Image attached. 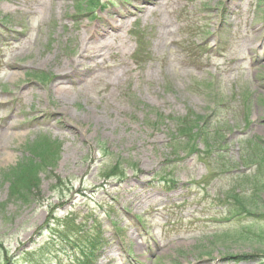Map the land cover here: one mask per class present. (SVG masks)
<instances>
[{"label": "rangeland", "instance_id": "374dc122", "mask_svg": "<svg viewBox=\"0 0 264 264\" xmlns=\"http://www.w3.org/2000/svg\"><path fill=\"white\" fill-rule=\"evenodd\" d=\"M148 1L0 0V264H264L263 7Z\"/></svg>", "mask_w": 264, "mask_h": 264}, {"label": "bare ground", "instance_id": "6f19581e", "mask_svg": "<svg viewBox=\"0 0 264 264\" xmlns=\"http://www.w3.org/2000/svg\"><path fill=\"white\" fill-rule=\"evenodd\" d=\"M143 1L149 2L148 0H143ZM140 9H143V8L141 7ZM130 15H133L132 11H119L116 16L109 17L106 20L102 21V23L89 28L88 32L86 31L88 33L89 41H96L95 37H100V36H104V37L106 36V39H108V38L118 39L119 36L116 35V33L119 32V30L121 31V24H118L119 21L117 18H119V19L120 18H126V17H129ZM89 46H90V44L86 42V48H85L83 54H84V57L86 58V60H90L94 64L93 66L89 65L86 67V71L91 73V72L95 71L97 68H99V65L97 63V59L100 57V53H101L102 49L104 47H106V45H104L102 47L101 46L89 47ZM105 68L108 69V67H105ZM13 76H15V75L11 74L10 77H13ZM62 79H64V78H62Z\"/></svg>", "mask_w": 264, "mask_h": 264}, {"label": "trees", "instance_id": "16d2710c", "mask_svg": "<svg viewBox=\"0 0 264 264\" xmlns=\"http://www.w3.org/2000/svg\"><path fill=\"white\" fill-rule=\"evenodd\" d=\"M15 180L16 182L13 181V184H11L10 197H19L21 199H25V197H28V195H30V192L33 191V188H30L29 184L27 183L28 179L26 180L25 178L18 177ZM14 186L16 187L15 190Z\"/></svg>", "mask_w": 264, "mask_h": 264}]
</instances>
